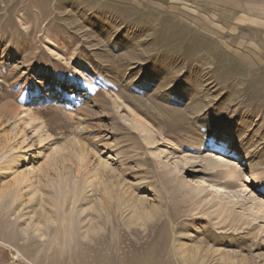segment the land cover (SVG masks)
Here are the masks:
<instances>
[{"label":"rangeland","instance_id":"374dc122","mask_svg":"<svg viewBox=\"0 0 264 264\" xmlns=\"http://www.w3.org/2000/svg\"><path fill=\"white\" fill-rule=\"evenodd\" d=\"M0 189V264H264V0H0Z\"/></svg>","mask_w":264,"mask_h":264},{"label":"bare ground","instance_id":"6f19581e","mask_svg":"<svg viewBox=\"0 0 264 264\" xmlns=\"http://www.w3.org/2000/svg\"><path fill=\"white\" fill-rule=\"evenodd\" d=\"M10 169L14 168L11 166ZM14 181L16 187V191L13 192L14 204L21 202L26 195L30 196V201H34L37 190L34 188V185L30 183V177L26 174H19L14 177ZM4 190L0 189V204L4 201L6 196Z\"/></svg>","mask_w":264,"mask_h":264}]
</instances>
